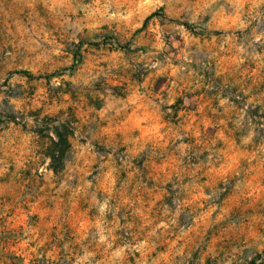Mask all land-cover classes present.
Wrapping results in <instances>:
<instances>
[{"label": "rangeland", "instance_id": "rangeland-1", "mask_svg": "<svg viewBox=\"0 0 264 264\" xmlns=\"http://www.w3.org/2000/svg\"><path fill=\"white\" fill-rule=\"evenodd\" d=\"M253 259L264 0H0V264Z\"/></svg>", "mask_w": 264, "mask_h": 264}, {"label": "trees", "instance_id": "trees-1", "mask_svg": "<svg viewBox=\"0 0 264 264\" xmlns=\"http://www.w3.org/2000/svg\"><path fill=\"white\" fill-rule=\"evenodd\" d=\"M22 72L30 77L32 76L27 71ZM70 134L71 131L68 127V123H61L55 127L53 146L52 149H49L47 152V156L51 160V167L55 172L61 171L65 166V162L71 150L69 141ZM249 264H256V259L251 260Z\"/></svg>", "mask_w": 264, "mask_h": 264}]
</instances>
